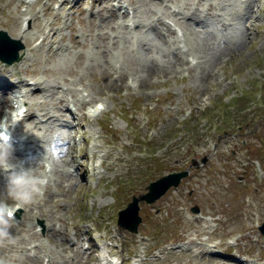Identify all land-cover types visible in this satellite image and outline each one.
Masks as SVG:
<instances>
[{"label":"rangeland","instance_id":"rangeland-1","mask_svg":"<svg viewBox=\"0 0 264 264\" xmlns=\"http://www.w3.org/2000/svg\"><path fill=\"white\" fill-rule=\"evenodd\" d=\"M48 1L49 0H34L30 7L31 11H34V9L38 10L42 23L46 20H52V14L46 9L47 5L45 3ZM134 1L136 2L135 5L137 9L136 11L134 10L135 13L133 12V14H137L139 19L147 24L146 30L152 35H154V31L149 27L150 23L153 21L158 22L157 19L160 17L161 19H169L171 14H168V11L174 10L171 5L178 7V10L183 13H185V11L196 12L201 7L202 14L206 15L208 13V5L212 4L216 14H207V17L211 22V26L216 29L218 36L228 35L242 37L245 31L244 25L242 21H239L238 17V8L243 0H203V2L199 0H167V4H165V6L161 5L158 10L156 6L159 4L149 6L148 2L153 0H149L148 2L146 0V3H142L140 0ZM252 3L254 5L261 4V11L264 10L262 0H252ZM20 7L25 8L23 5ZM250 13L251 12L245 13L244 18H248ZM17 14L16 0H0V22L2 25L11 27V19ZM258 14L259 13L256 15ZM15 18L16 17H14V20ZM222 19L228 22V24H223ZM99 23L100 25L105 23L103 16H99L98 25ZM257 23L258 25L256 28L258 32L252 40L248 41L246 45L242 41H239L238 43L240 46L237 45L233 47L232 51L236 52H234L232 56L230 54L231 51L223 58L219 59L216 64L227 59L228 56H231L222 68L216 67L218 66L216 64L206 63L207 65L204 69H208L209 73L212 72V77L210 76L208 79L203 80L199 77L200 73H194V77H192L189 74L181 75L179 70L172 72L170 69V76L167 80L161 81L160 83L150 80V77L147 81L143 82L142 80V84H135V86H138L136 88V94H127L123 96L115 95V100L110 98L109 107L99 112L97 117L99 123L100 119H105L107 121V126L112 132L122 134L123 137L128 135L130 139L125 141L126 145H132L134 147L139 146L141 150L146 148L147 151H134L137 158L139 155L148 156L153 154L155 156L161 153H163L164 156V158L159 156L156 160L150 159L148 161L146 166H149L151 173H144L142 169L138 168L132 172L124 170L121 172V176L118 174L116 176L110 175L107 181L120 180L118 182L125 186L120 188L119 191L111 192L108 190L107 193H105L104 187H102L101 184L97 187L95 182L91 181L87 187V191L93 192V196L89 197V195H87L86 199L82 197V200L85 199L86 205H88L87 210L89 211V217L91 218L92 215H94L95 224L100 228L96 234L103 236L106 234V230L101 228H109L111 232L108 236L117 240V243L120 245L119 248L123 250L126 257L128 255L127 250L129 249L131 251H137L138 259L144 258L145 260H149L148 264L150 259L152 260L151 264H185L186 260L188 261L187 264H193L194 261H202L200 257L192 256L186 253L187 251H179L180 254H170L167 259L164 260V240L168 239L170 243L174 244L180 239L185 241L186 239H183L182 236H190L192 239L195 230L200 229V223H205L204 220H201V222L200 220H196L194 215L197 212L193 211L191 208V206L195 204L200 207L199 212L211 213L214 215L215 219L218 220L219 229L216 232L217 236L222 237L225 233L235 232L233 237L240 236L238 238L240 241L239 245L242 251L246 253L245 255L253 254L251 257H259L264 253V243L257 242L258 239H264V236H261L262 233L259 228V225L264 221V109L261 110L259 108L257 101H251L242 111L244 112V117L247 119L249 117L250 120L252 119L250 122L254 123L251 124L249 128H244V130L240 132H236L232 125L234 123L236 125L239 118L236 116L230 118V110L234 108L232 104L235 103L230 102V99L238 94L243 87H249L254 79H264V20L258 21ZM39 24H41V22L37 20L31 25L33 29L36 30ZM83 24V36L86 39L85 42L89 44L90 48L96 53L94 58H89L87 60L84 57H78L76 51H71L70 54L64 57L66 59L59 61L53 58V54L49 53V46L47 44L40 45V43H36L27 58V62H32L33 64L27 63V68L33 69L34 66H36L34 60L37 59L39 61V68L42 69V65H44V67L47 68L46 71L52 69L56 76L61 79H70L71 81L74 79L75 83L78 84L82 81V77L85 76L91 82V85L94 86V88L84 87L89 93L93 91L95 93H100L99 90L95 89L98 86H95V83H98L100 80L99 84H101V76L108 77L104 82L108 88H112V85H109V81L112 80L109 77L111 71H108L111 68L110 63L113 65L110 60L111 53L107 51L103 57V51L99 50L100 46L96 48L97 46L95 45L99 37L102 40L101 43H104L106 36H100L95 30L98 28H94L90 20L86 19V22ZM155 25L160 26V24ZM108 28L110 27H107V29ZM116 28L117 26H113L114 30ZM178 28V37L187 45L189 51L193 54L197 53L202 58L205 57L206 54L203 51V47L206 48V46L204 44L199 45L198 41L199 46L196 48L194 37L187 32L184 27L183 29L180 26ZM77 31L79 33L81 32L79 29H77ZM120 31L123 30L121 29ZM223 37L227 38V36ZM143 38L144 37L141 35H135L131 40L130 46L128 41L124 40L119 52L115 51L114 58L117 57L121 61L120 69L123 72L122 77L128 74L138 75L137 73H141L143 70L140 68V62L146 61L155 64L146 57L138 58L143 55L141 49L139 51L133 50L142 47L141 41ZM159 41L162 40H153L152 45ZM229 42L234 44L233 41ZM163 45L164 43L160 45L161 47L157 48L152 46L153 52L160 53L162 57L164 50ZM96 50L99 51L97 52ZM207 51L209 54L208 48ZM187 54H185V57ZM151 57H153V55L150 54L149 58ZM103 58L109 62L106 61V65L109 69L105 64H101ZM88 61H90V66H81V64H79L87 63ZM71 62H73V65ZM50 65L55 67H50ZM74 73L78 74L80 77ZM152 73L143 71L141 76L144 78V76H150ZM168 82H172L171 85ZM162 85L169 86L170 88L165 89ZM157 96L160 97V101L157 99ZM240 100L241 99H237V101ZM135 101H138L136 106L134 105ZM151 101L153 102L152 104L156 101H159V103L155 108H151ZM120 102L126 103L128 107L120 108ZM229 102L231 104H229ZM76 103L80 105L79 101ZM133 105L138 107L139 111L136 112L137 114L135 117L130 118L132 121H126L124 116L125 114L127 115L130 110H133ZM241 106H243V103H241ZM62 107V109L66 108L64 104ZM182 107H190L192 109V114L184 120L182 119L184 114L180 111ZM205 107L206 109L202 111L201 108L204 109ZM226 108L228 109L226 110ZM126 109L128 110L126 111ZM140 111L150 112L151 117H153V119L151 118L150 126L153 125L159 130L151 140L146 138V129H142L137 125ZM62 118L63 117H58L57 119ZM48 120L50 119L48 118ZM93 123L99 129L101 128L98 123ZM175 127H177L178 130ZM232 131H235V133ZM170 136L174 138L169 139L168 137ZM243 139L245 140V144L242 142ZM28 141H30L29 137ZM130 141L133 142L130 143ZM37 149L38 148L35 147L30 153H28V151L27 155H32ZM84 150L87 160V148H84L82 151L83 158H85ZM251 152L256 153L257 156L260 154L263 157L261 161L263 166L260 163L262 167L260 172H257L253 167L254 164H252V162L254 158L252 156L254 155H252ZM72 153L76 154L74 147ZM13 155L17 157L16 154ZM204 156L207 157L209 161H202V157ZM109 157L114 158L112 163L107 162V158ZM190 157L195 161H199L200 165H191L189 174L181 180L178 187H171L164 195L160 196L152 203L143 199L140 200L139 211L143 217L140 223L141 227H139L140 230L136 233H132L123 229L117 222V207L125 206L128 200L131 199L132 192L139 193L144 191L146 189L145 185L149 179L190 165ZM28 158L31 159V157ZM82 159H79L76 155L75 162H77V165H79V161ZM102 160V164L107 165L109 168H115L116 165L122 163L124 157L121 154L114 155L113 149L109 148L106 149L103 154ZM133 162H137V159L133 158ZM86 166H88V170L91 167L87 162ZM96 170L97 173L101 175V169L98 164ZM87 171H82L81 178L78 180L79 187L89 182V178L86 176ZM238 175H240V177H238ZM132 184H134V186ZM0 187L6 188L3 184H0ZM51 187L56 189L57 195H60L55 177H53ZM68 191H70L68 196L71 198V201L73 200L72 202L62 197V206L59 204L54 206L50 202V199H46L42 201L41 206L48 212L58 211L60 213L64 222V225L61 226L62 230L70 224L73 215L75 224L78 223L82 225L84 231L86 229V221L80 222V214L78 211L74 213L79 206V203L75 202V195L78 193L75 191H78V189L69 187ZM82 194L83 191H80L78 196ZM85 210L86 209H84V212ZM149 224L151 225L148 227ZM14 229H16V227H14ZM54 230L57 238L60 233L64 234L62 241L66 245L67 232L61 231L59 228H55ZM140 231L142 234L147 233L149 235L141 237L139 236ZM154 231H158L159 236H157ZM91 239L93 240L92 237ZM123 239H127V246L123 245ZM222 239H224V237H222ZM42 240L45 246L50 247L46 238ZM93 247L96 248L97 244L94 243ZM157 247L161 250L160 257L156 255L151 256V253L157 251ZM56 251L61 254H57L58 260H61L63 258L62 256L66 254H70L74 258H77L80 254L76 255L72 252H65L61 248H56ZM0 255L3 254L0 252ZM220 255L221 257L229 256L228 254ZM91 257L99 260L95 255H91ZM23 259L24 255L18 253L16 260L22 262ZM79 260L78 257L76 263L72 264H78ZM203 261H205V259H203ZM236 263L237 262L232 261V264ZM56 264H60L59 261L58 263L56 262ZM79 264L83 263L79 262ZM89 264H93V262H89ZM211 264L214 263L211 262Z\"/></svg>","mask_w":264,"mask_h":264},{"label":"clouds","instance_id":"clouds-1","mask_svg":"<svg viewBox=\"0 0 264 264\" xmlns=\"http://www.w3.org/2000/svg\"><path fill=\"white\" fill-rule=\"evenodd\" d=\"M0 133L8 137V140L3 141L7 146L0 149V170L5 174L8 199L14 202L9 204L5 200H0V239H4L10 236L16 211L23 205L31 204L37 195H42L48 180L46 177L34 175L30 158H26L22 164H11L10 132L7 127H0Z\"/></svg>","mask_w":264,"mask_h":264},{"label":"bare ground","instance_id":"bare-ground-1","mask_svg":"<svg viewBox=\"0 0 264 264\" xmlns=\"http://www.w3.org/2000/svg\"><path fill=\"white\" fill-rule=\"evenodd\" d=\"M142 3H146V0H140ZM149 0H147V2H148ZM155 1V0H154ZM141 4V3H140ZM160 9H162V8H160ZM163 10V9H162ZM161 10V11H162ZM164 11V10H163ZM169 12V11H168ZM163 13V12H162ZM169 14V13H168ZM250 16H252V13H250L249 14V17ZM148 23H150V22H148ZM183 24H184V27H189L190 26V23H189V21H187V20H184L183 21ZM14 25H16V21H15V23H14ZM40 25V24H39ZM124 26L125 27H128V25L127 24H124ZM206 26H207V22H203L202 23V27H200V26H198V25H192V27H193V29H194V31L196 32V33H198V35H199V37L204 41V45L206 46V48L205 47H203V51L205 52V58H206V61H207V63H212V64H216L218 61H219V59H221V58H223L227 53H229V52H231L232 50H233V47L235 46H240V44L239 43H237V44H231L230 42H227L226 40H227V38L226 37H214L213 35H212V33H211V30H209V29H205L206 28ZM22 30H27V28H25V27H23V29ZM188 32V31H187ZM198 37V36H197ZM155 42V41H154ZM241 42V41H240ZM195 43V42H194ZM143 48H146V46H143ZM207 48L208 49H210V53L208 54V51H207ZM150 49H151V47H150ZM189 50V49H188ZM191 50V49H190ZM200 50V49H199ZM196 51V50H195ZM212 51V52H211ZM203 52V53H204ZM173 57H175L176 59H178V58H180L181 56H178L177 54H174L173 55ZM200 61H203V59L202 60H200ZM180 63V62H179ZM197 63H199V60L198 61H196L195 62V64H197ZM187 64H189V63H187ZM139 65H140V68L144 71V72H146V73H152V72H154L156 69H158V66L157 65H155V64H153L152 62H146V61H144V62H140L139 63ZM3 70L4 71H8L9 72V74H12V70L9 68V67H7V66H4V68H3ZM211 75H210V73L208 72V69L207 70H205V69H203L201 72H200V74H199V77L201 78V79H203V80H206V79H208L209 77H210ZM201 79H199V80H201ZM115 81L116 80H110L109 82V85H114L115 84ZM6 91V87H4L3 88V90H2V92H5ZM72 100H73V102H74V104L75 105H77V101H81V100H83L82 98H80V97H77V96H74L73 98H72ZM76 107H79V106H76ZM65 109H67V107L65 108ZM71 109V108H70ZM62 119H64V117L62 118ZM82 132H83V130H81ZM24 139H27L28 140V137H25ZM74 147V146H73ZM73 147H72V150H73ZM37 148V147H36ZM17 149H19V151H21L22 149L21 148H17ZM72 150H70L69 152H68V154H69V156H70V158H67V157H62L61 159H63V161H68V160H72V161H75L76 160V154H73L72 153ZM84 153H85V150H84ZM105 153V152H104ZM103 153V154H104ZM107 154H108V151H107ZM13 157H15L14 155H12ZM84 157L85 158H83L82 160H80L79 161V165H78V167L79 168H82V170L83 171H87L88 170V166H86V153L84 154ZM39 158H38V156H36V155H34V156H32L31 157V159H30V162H35V161H37ZM101 162L103 163V160H101ZM96 170V169H95ZM96 173H97V170H96ZM70 176H73V173H71V175ZM25 214L26 215H32L33 214V212L31 211V210H26L25 211ZM56 227L54 226V227H52V229H51V231H52V239H53V241L55 242H57V247L56 248H61L63 251H65V252H72V253H74V254H76V255H78L80 252H79V250H77V249H75V247L73 246V244H71V243H69V242H67L68 240V237H66V242H67V244L65 245L64 243H63V241L62 240H58V238L55 236V229ZM58 229V228H57ZM34 234H36V233H38L37 232V230H34V232H33ZM223 255V254H222ZM230 256V255H229ZM229 256H223V257H221V255L219 254V253H217L213 258H212V262L214 263V264H232V261H234V262H238V259L237 258H235L234 256H230V259H229ZM98 258V257H97ZM100 259H101V257H100ZM48 260L50 261V258H48ZM98 264H115V263H113L112 262V260H110L109 258H106V260H105V263H98ZM245 264H251V263H245Z\"/></svg>","mask_w":264,"mask_h":264},{"label":"water","instance_id":"water-1","mask_svg":"<svg viewBox=\"0 0 264 264\" xmlns=\"http://www.w3.org/2000/svg\"><path fill=\"white\" fill-rule=\"evenodd\" d=\"M185 173H186V171H183V172H180V173H178L176 175H174V173H171L169 175H165V176L161 177L160 179L154 181L155 183L152 182L150 184V187H152L151 188V191L149 193L143 195V196L149 197V199L155 198L156 196H158L159 194H161L171 182H176L177 183L178 180H179V178H180V176L183 175V174H185ZM154 189H156V190H154ZM136 202L137 201L132 202L133 203V206H132V203L130 205L133 208L136 206L134 208L135 214H137V208H138V206L136 205Z\"/></svg>","mask_w":264,"mask_h":264}]
</instances>
